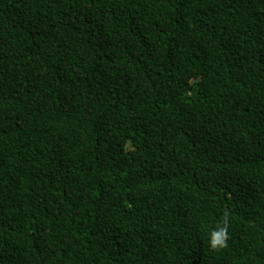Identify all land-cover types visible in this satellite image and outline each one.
Instances as JSON below:
<instances>
[{
	"label": "trees",
	"instance_id": "16d2710c",
	"mask_svg": "<svg viewBox=\"0 0 264 264\" xmlns=\"http://www.w3.org/2000/svg\"><path fill=\"white\" fill-rule=\"evenodd\" d=\"M0 264H264V0H0Z\"/></svg>",
	"mask_w": 264,
	"mask_h": 264
},
{
	"label": "clouds",
	"instance_id": "9594fccd",
	"mask_svg": "<svg viewBox=\"0 0 264 264\" xmlns=\"http://www.w3.org/2000/svg\"><path fill=\"white\" fill-rule=\"evenodd\" d=\"M225 230L223 228L220 231H213L211 233L210 245L213 248L222 247L224 245Z\"/></svg>",
	"mask_w": 264,
	"mask_h": 264
}]
</instances>
